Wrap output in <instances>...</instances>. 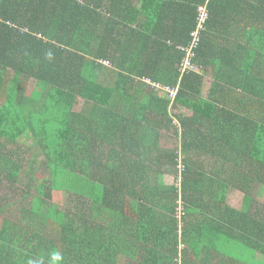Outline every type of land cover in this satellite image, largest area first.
<instances>
[{
  "label": "trees",
  "instance_id": "obj_1",
  "mask_svg": "<svg viewBox=\"0 0 264 264\" xmlns=\"http://www.w3.org/2000/svg\"><path fill=\"white\" fill-rule=\"evenodd\" d=\"M206 5L210 19L200 31L201 42L193 58L200 71H182V49L191 45V33L198 29L197 9ZM179 29L182 32H177ZM177 35L181 42L175 39ZM213 35L224 36L225 43L215 45ZM244 38L243 45L239 42ZM263 41L264 0H0V213L6 219L16 218L15 224L7 226L9 231L6 227L0 234L2 257L8 234L22 240L26 237L32 243L27 260L15 264H38L42 259L48 264H120L125 255L133 264H233L239 245L264 255V215L229 208L228 194L220 190L223 184L217 185L218 179L193 176V170L205 163L197 162V154L264 156V117L259 118L262 125L256 132L234 127L235 122L245 126L248 118L226 113L230 101L224 98L242 91L264 108V79L262 71L256 72L262 65L259 45ZM178 44H183L181 49ZM213 56L217 65L213 88L218 99L206 101L201 98L204 74ZM32 81L35 87L29 97ZM156 84L178 90L175 99L166 92L167 99H154L160 102L159 108L155 107L160 112L150 107L152 116L159 115L168 123L170 108L193 112L192 119L180 124L181 150L172 151L173 166L179 168L182 163L185 167L179 185L122 196L109 193L103 180L76 175L74 161L79 155L75 156L78 147L74 141L81 139L78 134L83 131L82 125L76 126L78 99L101 109L122 95L119 105L138 108L143 99L131 97L129 92H164ZM220 99L227 101L223 111ZM138 113L139 109L130 115L132 119L123 120L132 125L137 117L142 118ZM194 125L198 130L192 129ZM106 129L101 125L94 131L101 135L105 130L107 135ZM28 133L45 155L40 171L48 177L38 191L31 188L39 167L27 173L29 181L22 189L28 161L11 159L20 154L23 146L19 140ZM188 137L192 139L189 143ZM89 148L86 145L82 154L78 152L84 172L91 166ZM4 183L15 190L7 200L2 196ZM74 189L83 192L79 195L86 205L74 204L71 199L56 201L59 196L55 193ZM206 196H210L211 205L204 203ZM128 197L162 206L158 213L147 210L146 224L138 229L144 232L141 241L123 244L118 236L111 244L104 242L103 228L88 221L75 227L74 205L83 207L76 213H82L84 219L89 217L86 211L91 212L88 203L99 205V210L105 209L116 219L120 213L117 206ZM65 202L69 206L63 211ZM46 234L47 244L42 237ZM10 260L6 256L0 264H11Z\"/></svg>",
  "mask_w": 264,
  "mask_h": 264
},
{
  "label": "crops",
  "instance_id": "obj_2",
  "mask_svg": "<svg viewBox=\"0 0 264 264\" xmlns=\"http://www.w3.org/2000/svg\"><path fill=\"white\" fill-rule=\"evenodd\" d=\"M261 29H263V27H261ZM257 30H259V28H257ZM177 32L182 31L179 29ZM246 33H248V31ZM212 38L215 45H218V43L224 44L226 40L222 35L218 37L213 35ZM175 39L181 42L182 37L181 35H177ZM245 39L246 38H244V40L241 39L239 43L244 45L246 42ZM166 42L173 45L169 40H166ZM182 45L183 44H178L177 49H181ZM259 49L261 51L260 60L263 62L260 61L262 65L260 68L256 69V72L262 71L260 77L264 79V41L259 45ZM214 59L215 57L213 56L209 60L211 67L204 74L205 84L201 98L206 101L212 98L218 99L217 92H215L213 88L216 84L215 75L217 66L213 63ZM247 59L252 62L249 56ZM224 79L227 80L224 77L221 78L222 81H224ZM135 94H139V96ZM128 95L143 99V101L137 105L138 108L125 107L124 104L119 105L120 100L123 101L121 98L122 95H116L115 102L111 103L109 107H103L101 109H93L89 106V103L82 98L78 99L75 112L78 114L79 122H77L76 126L79 127L82 125L83 131L78 134V137L81 139L74 141V144L78 147L76 148L75 156L79 155L74 161L77 167L75 174L91 177L98 181L103 180L107 183V190L109 193L121 194L122 196L140 195L141 193L151 192V190H162V187L169 189L177 187V183L170 184V182L167 181V179H177L180 173H178V167L175 165L173 166L172 159L174 155L172 151L175 150L176 152L178 148L181 150L183 142L180 139V124L184 120L192 119L193 112L183 108H170L168 109L170 119H168V123H164L160 120L159 115L157 117L152 116V112L150 111V107H152L154 111L158 110L160 112L159 109L155 108H159L160 102L153 100L157 99L160 101L165 98L167 99L164 92L157 89H150L144 91H130ZM224 98L230 101L226 104V113H232L235 118L237 116L248 118L245 126H241L239 122H235L234 127L239 126L244 131L256 132L258 130V125H262V123H259V118L264 117V108H259L257 101L253 99L251 95L242 94V91L232 92V94H227ZM222 99H220V108L223 111L225 108L224 103L227 101L224 99L223 102ZM142 104L149 106L148 108L146 107L147 112L143 114H141V112L145 111L146 108L142 109L140 107ZM138 109L139 113L137 116L142 115V118L140 119L137 117V122H133L134 124L131 125L123 120V118L132 119L130 115L134 116ZM210 123L206 125L210 127ZM101 125L107 128L106 130L111 133L109 134V132H107L108 134L106 135L105 130H101L102 132L104 131L105 134L96 135L97 130L95 132L94 129H97V126L101 127ZM187 125L189 126V123H187ZM198 128L197 125L192 127L193 130H198ZM242 129L240 132L243 131ZM23 138L29 139V133ZM30 139L34 140L32 136ZM242 139L244 140L245 138ZM191 140L189 138L187 143L191 142ZM200 143L199 140V144ZM20 144L23 146L22 150H20V154L16 157H11V159L15 161L18 159L28 161L27 157H24L22 153H25L24 151L31 146L30 144ZM86 145L90 147L89 151L92 153V161L87 172H84L82 167H84L85 164L81 162V156L78 152L81 151L82 154V152L85 151ZM261 146H264V143L261 144ZM8 147L11 150L13 149L10 145ZM179 154H181V151ZM190 155L193 154L191 153ZM197 155L198 156L195 158L197 162H199V164L205 163L203 166H199L193 170V176L195 178L206 177L218 179L216 184H223L220 190H224L228 194L227 205L229 208L235 211L250 210V213L253 215L255 212L258 213L259 211L260 214L264 215V156L259 157L256 153L249 156L238 155L233 158L223 157L221 153L217 157L213 155L205 156L204 153ZM182 157L183 155L181 154V160ZM227 183L228 185H226ZM208 187L209 185H204V188ZM77 191L79 193L73 194V201L81 205H86L79 195L83 194V192L78 189ZM65 193L67 192L55 194L59 196ZM236 195L240 196L237 202L233 201V196ZM75 196H78L80 199L76 200ZM211 202L210 196H206L204 203L211 205ZM88 204L92 206V208H87L90 209L91 212L86 211L88 212V219L82 218V213H76V211L83 209V207L77 204L74 205V220L78 223L75 227L77 228V225L81 226L83 221H88L94 227L103 228L105 235L104 242L111 244L118 236L121 237L123 244H126V241H141V239L144 238V232L138 229L140 224L144 226L146 224L145 215L147 216V210H154V212L158 213L162 209V206H157L158 204L147 205L146 202H141V199L136 201L131 197L126 199L123 198L122 203L117 206L120 211L119 217L113 219L109 217L105 209L99 210V205L95 206L92 205V203ZM62 207L63 211H65V209L67 210L66 205ZM206 214H208V211H206ZM1 215L0 234L3 228L5 229L7 226L16 223L15 217H13V219H6L4 214ZM8 221H11L9 225H7ZM7 229L8 227L6 230ZM48 235L49 234L42 236L46 239V241L42 239L46 244L49 240ZM153 236H155V234ZM253 236L255 235L253 234ZM158 238V243H160V236H158ZM18 239L8 234V238L5 239V246H7V248L4 257H2L4 241L0 240L1 261L6 256L11 257V264H15L19 260H27V254L32 250V243L29 239L27 240L26 237L24 240L19 239L23 242H19ZM239 246L240 247L234 250L233 256L235 261L233 264H264L263 254L242 245ZM28 247L31 250L28 251ZM157 251L161 252L159 248H157ZM121 257L123 258L120 264H133L128 260L127 255ZM38 264H48V262L42 259ZM117 264H119V262Z\"/></svg>",
  "mask_w": 264,
  "mask_h": 264
},
{
  "label": "rangeland",
  "instance_id": "obj_3",
  "mask_svg": "<svg viewBox=\"0 0 264 264\" xmlns=\"http://www.w3.org/2000/svg\"><path fill=\"white\" fill-rule=\"evenodd\" d=\"M34 87H35V82L32 81L30 83V86H29V96H31L33 90H34ZM209 88V86H208ZM206 88V89H208ZM3 142V141H2ZM20 143H24L25 144H30L31 147H29V149H26L24 152L25 153H22V155L24 157H27L28 159V164H26V168L24 169V173H23V176H22V181H23V184H22V189H25L26 188V185L28 183V175L27 173H32L34 171V169L36 170V166L39 167L37 168V175L35 176L36 178L34 179V182L32 184V190L33 191H38L43 183H44V178L45 176L47 175H44L42 173V170L40 171V168H41V164L43 163V161L45 160V155L43 154V151L41 150L40 146L37 144V142L35 140H31L30 138L27 139V138H22V140H20ZM11 147H13L12 145H10ZM9 148V147H8ZM31 161V162H30ZM59 174H65L64 172H61V171H58ZM167 181L170 182V184H174V183H177L179 185V183L181 182V175L179 173L178 175V178L175 179L173 178L172 180L170 179H167ZM61 187H63V185H61ZM15 190L13 189H9L8 188V185L7 184H2V196H3V199L7 200V199H10L11 198V195L13 196L15 193H14ZM67 192V195H59V197L56 198V201L59 200L60 203H61V200H74L72 197H68L69 194L68 193H72V194H77L79 193L76 189H74L73 192H70V191H65ZM11 194V195H10ZM56 195V194H54ZM74 197V196H73ZM78 197V196H76ZM240 196H233V201L237 202L238 199H239ZM74 202V201H73ZM75 203V202H74ZM57 204V203H56ZM69 203L65 202L64 204L62 203L61 204V207L63 205H66L67 207L69 206L68 205ZM58 205V204H57ZM59 206V205H58ZM74 207V206H73ZM63 208V207H62ZM89 208H91V206L89 205Z\"/></svg>",
  "mask_w": 264,
  "mask_h": 264
},
{
  "label": "built area",
  "instance_id": "obj_4",
  "mask_svg": "<svg viewBox=\"0 0 264 264\" xmlns=\"http://www.w3.org/2000/svg\"><path fill=\"white\" fill-rule=\"evenodd\" d=\"M198 12V29L196 32L191 33V37H193L191 45L187 46L186 48H183L182 51L185 52L184 58L181 61V70L185 72H192L193 70L196 72H199L200 69L196 67V65L193 64V58L195 57L194 49L199 47L200 45V31L204 29L206 23H208L210 19V10L209 6H203L197 9ZM108 64V63H106ZM158 89H162L164 91V94L166 92V95L169 96V98L175 99L177 95V88L170 89L169 87H163L161 84L155 85ZM169 94V95H168ZM179 172L182 174L184 172L185 167L181 163L179 165ZM179 217H181V211Z\"/></svg>",
  "mask_w": 264,
  "mask_h": 264
}]
</instances>
